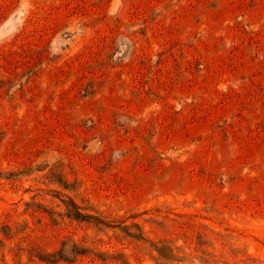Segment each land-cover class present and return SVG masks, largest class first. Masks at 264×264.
Here are the masks:
<instances>
[{
  "label": "rangeland",
  "instance_id": "374dc122",
  "mask_svg": "<svg viewBox=\"0 0 264 264\" xmlns=\"http://www.w3.org/2000/svg\"><path fill=\"white\" fill-rule=\"evenodd\" d=\"M0 264H264V0H0Z\"/></svg>",
  "mask_w": 264,
  "mask_h": 264
},
{
  "label": "trees",
  "instance_id": "16d2710c",
  "mask_svg": "<svg viewBox=\"0 0 264 264\" xmlns=\"http://www.w3.org/2000/svg\"><path fill=\"white\" fill-rule=\"evenodd\" d=\"M71 206L72 207L70 209L72 210L73 214H75L76 216H79V217H91V215H89V214H85V213L80 212L79 206L76 203H72Z\"/></svg>",
  "mask_w": 264,
  "mask_h": 264
}]
</instances>
